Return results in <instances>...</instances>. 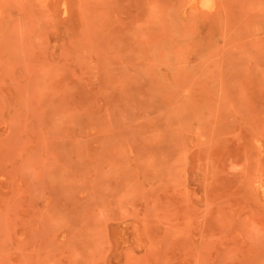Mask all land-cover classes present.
Wrapping results in <instances>:
<instances>
[{
  "label": "rangeland",
  "instance_id": "obj_1",
  "mask_svg": "<svg viewBox=\"0 0 264 264\" xmlns=\"http://www.w3.org/2000/svg\"><path fill=\"white\" fill-rule=\"evenodd\" d=\"M0 0V264H264V0Z\"/></svg>",
  "mask_w": 264,
  "mask_h": 264
},
{
  "label": "bare ground",
  "instance_id": "obj_2",
  "mask_svg": "<svg viewBox=\"0 0 264 264\" xmlns=\"http://www.w3.org/2000/svg\"><path fill=\"white\" fill-rule=\"evenodd\" d=\"M200 1L204 7L211 8L213 6V0H200Z\"/></svg>",
  "mask_w": 264,
  "mask_h": 264
}]
</instances>
